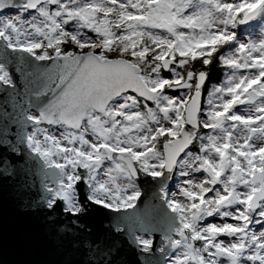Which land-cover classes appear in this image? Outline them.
Masks as SVG:
<instances>
[{"label":"snow or ice","instance_id":"1","mask_svg":"<svg viewBox=\"0 0 264 264\" xmlns=\"http://www.w3.org/2000/svg\"><path fill=\"white\" fill-rule=\"evenodd\" d=\"M0 91L63 264H264V0H0Z\"/></svg>","mask_w":264,"mask_h":264},{"label":"water","instance_id":"2","mask_svg":"<svg viewBox=\"0 0 264 264\" xmlns=\"http://www.w3.org/2000/svg\"><path fill=\"white\" fill-rule=\"evenodd\" d=\"M5 99V93L0 91V105ZM5 155L13 163L23 160L0 147V157ZM27 167L32 170L30 188H21L24 179L18 172L14 176L0 175V264H63L65 256L51 247L41 231L43 211L28 207L31 201L39 199L42 189L35 176L39 167L37 161H29ZM110 220L107 210H101L91 213L86 224L95 236L105 231L103 225L109 224ZM127 259L128 264H140L141 260L131 249Z\"/></svg>","mask_w":264,"mask_h":264},{"label":"trees","instance_id":"3","mask_svg":"<svg viewBox=\"0 0 264 264\" xmlns=\"http://www.w3.org/2000/svg\"><path fill=\"white\" fill-rule=\"evenodd\" d=\"M222 50L223 48L218 49L217 53H213V60L210 65L207 66V80L209 84L220 82L224 76L225 66L220 64L217 59L218 53Z\"/></svg>","mask_w":264,"mask_h":264},{"label":"rangeland","instance_id":"4","mask_svg":"<svg viewBox=\"0 0 264 264\" xmlns=\"http://www.w3.org/2000/svg\"><path fill=\"white\" fill-rule=\"evenodd\" d=\"M227 2H231V0H227ZM247 26V27H246ZM245 26V28H243L242 30H240L241 28H239V32H240V34H241V38H243L244 37V34L247 32V33H250L251 35H255L256 34V29H255V27H253L252 25H246ZM226 47V46H225ZM223 79V78H222ZM222 81V80H221ZM221 81L220 82H218V83H215V84H217V85H219L220 83H221ZM212 84H210L208 87H210ZM208 87H206V90H205V94H206V92H207V89H208ZM244 107H246V105H235L234 106V109L233 110H236V111H240L242 108H244ZM258 123V122H257ZM172 183H175V178L173 179V181H172ZM170 187H171V184H170ZM209 219H211V218H209Z\"/></svg>","mask_w":264,"mask_h":264},{"label":"flooded vegetation","instance_id":"5","mask_svg":"<svg viewBox=\"0 0 264 264\" xmlns=\"http://www.w3.org/2000/svg\"><path fill=\"white\" fill-rule=\"evenodd\" d=\"M247 27V26H246ZM241 29L240 30H242L243 28H245V27H240ZM210 84L208 83V80H207V77H206V83H205V85H204V87H203V92L205 93V90H206V87H208ZM202 99H203V97H202Z\"/></svg>","mask_w":264,"mask_h":264}]
</instances>
